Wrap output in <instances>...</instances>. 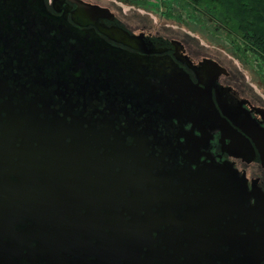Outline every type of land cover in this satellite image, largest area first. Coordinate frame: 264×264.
Here are the masks:
<instances>
[{
	"label": "water",
	"instance_id": "1",
	"mask_svg": "<svg viewBox=\"0 0 264 264\" xmlns=\"http://www.w3.org/2000/svg\"><path fill=\"white\" fill-rule=\"evenodd\" d=\"M87 34L94 35L93 31H86L73 33L71 38L77 45H86L84 49L81 47L85 66L78 67L80 60L74 59L77 65L73 69L78 75L73 80L76 93L81 96L84 88L89 97L67 98L65 106L69 110L61 117L56 109H49L47 103L43 108L35 107L39 102L35 99L32 103L21 99L12 109L9 102L0 103V113H5L0 116V264H66V253L74 255L71 262L74 264V258L83 257L87 252L102 264L117 260L121 263V258L124 262V258L144 246L145 239L151 238L158 228L111 226L114 221L123 220V212L118 207L144 206L125 211L133 221L158 223L159 212H154L153 207L164 199H171L161 190L160 164L150 159L142 146L124 147L122 141L126 142V134L116 128L121 125V119L126 125H132L137 117H143L148 122V131L157 132L163 120L174 119L169 112L175 109L171 101L172 91L177 87L167 81L166 88L158 84L159 74L150 73L153 68L146 61L149 59L112 47L97 36L87 37L86 43L82 42ZM73 48L75 55L82 53L79 48ZM61 63L62 59L56 61L58 65ZM59 68L66 72L65 68ZM83 73H86L85 80ZM182 76L191 85L189 77ZM58 87H63V83ZM95 100L97 104H91ZM79 105L84 110L91 105L93 111L83 116ZM209 107L205 117L213 121L215 107ZM196 120L207 121L202 116H197ZM126 127L132 130V126ZM260 137L254 141L264 165V135ZM191 141L188 140V166L174 170L185 184L181 185L185 189V193L179 195L185 200L181 204L192 206L189 216H198L200 222L208 217L215 220L219 215L237 214L236 221L242 224L228 226L227 240L232 250L242 253L261 249L264 253V196L249 205L250 195L242 179L238 182L236 172L230 166L198 163L200 156L196 148L191 147ZM88 169L90 173L101 174L96 181L92 180L91 188L86 189L90 190L89 194H83L91 199V211L82 214L72 207L80 205L79 191L89 181V175L84 178L82 173ZM63 183L71 185L69 194L51 192L64 189ZM171 187L177 188L173 184ZM95 189L101 190L102 207L115 208L103 213L102 222L95 218ZM135 214L138 217H133ZM251 221L260 228V235L249 234L255 229ZM57 222L58 225H54ZM201 227H198L199 234L203 231ZM241 230H246L248 235H240ZM92 238H98L93 248L86 246ZM209 245L206 238L197 240L200 257L209 252ZM222 245L220 240L214 243L215 247ZM256 255L233 261L224 257L223 263H263L264 259H255Z\"/></svg>",
	"mask_w": 264,
	"mask_h": 264
},
{
	"label": "flooded vegetation",
	"instance_id": "2",
	"mask_svg": "<svg viewBox=\"0 0 264 264\" xmlns=\"http://www.w3.org/2000/svg\"><path fill=\"white\" fill-rule=\"evenodd\" d=\"M114 2L145 10L154 9L153 11L159 10L161 6L158 0ZM163 5L165 11L157 13V17L160 21H167L171 25L168 28L148 24L142 16L134 19L119 7L95 0H0V103L9 102L12 109L17 107L19 101L32 103L35 99L39 101L35 107L40 109L47 103V107L56 109L61 117L69 110L65 106L67 98L82 100L83 97H89L84 93V88L81 96L75 91L73 79L78 71L73 69L77 65L74 59L78 57L80 60L78 67L85 66L83 49L86 45H77L76 40L71 38L73 33L93 31L94 35L87 34L82 42L87 37L97 36L112 47L149 59L146 61L153 68L150 73L159 74L158 84L166 88L167 81L177 87L172 91L174 97L171 101L175 103L172 105L175 109L169 112L174 119L163 120L157 132L148 131V122L143 117H137L132 125H126L124 119H121V125L116 129L126 134V142L122 141L124 147L142 146L146 149L145 154L160 164L163 179L161 190L172 200L164 199L163 203L153 207L154 212H159L158 223L133 221L132 216L125 211L143 209L144 206L118 207L123 212V220L114 221L111 226H153L158 229L151 238L145 239L144 246L136 248L135 253L124 258V262L121 258V263L117 260L106 264H224V257L232 261L246 260L251 254H257L255 259H264L261 249L258 252L244 250L241 253L232 250L228 244V226L242 224L241 221H236L237 214L219 215V219L215 220L208 217L200 222L198 216H189L192 206L181 204L185 200L179 195L185 193V189L181 188L185 184L174 170L189 164V139L192 140L191 147H195L200 156L198 163L230 166L236 172L238 182L242 179L250 195L247 200L249 205H254L257 198L264 196V165L254 141V138L259 140L264 135V102L245 86L229 63L217 54L207 52L189 33L180 32L179 29L183 30V26L189 22L206 26L213 36L224 37L238 61L248 66H251V62L256 65L263 85L264 71L256 62L245 61L236 52L226 28L217 23L215 17L208 12L196 15L191 10L185 11L174 0ZM90 9L94 11L91 12ZM73 47L79 48L82 53L75 55L76 49ZM61 59L62 63L56 64ZM59 67L65 68L66 72H62ZM183 74L189 77L191 85ZM85 78L86 73L83 79ZM59 83H63L65 89L59 88ZM91 104H97L96 100ZM210 105L215 107L213 121L205 117V112L211 109ZM79 106V113H84L83 116H88L93 111L91 105L86 106V110ZM0 116H5V113H0ZM197 116H202L207 121L199 123ZM126 126H132V130ZM66 150L69 153L67 148ZM98 162H95L97 168L100 160ZM192 167L195 169L196 165ZM100 174L90 173L89 169L82 173L84 178L89 175V181L79 191L80 205L72 208H78L82 214L91 211V199L83 194H89L90 190L86 189L91 188L92 180L96 181ZM58 179L63 180L61 176ZM171 184L177 188H172ZM63 186L64 189H54L51 192L69 194L71 185L63 183ZM100 193L101 190L95 189L93 207L98 220L103 218V213H110L115 209L112 206L102 207ZM143 215L144 211L141 217ZM251 223L252 226L256 225L252 221ZM200 225L203 231L199 234ZM238 233L248 235L246 230ZM249 234L260 235V228L255 226ZM199 238H206L210 244L209 252L204 253L205 257H200L196 248ZM218 240L223 245L215 247L214 243ZM97 242L98 238H92L86 246L93 248ZM61 254L63 255L62 252ZM86 254L83 256L82 253L83 257L74 258V264H102L90 252ZM72 256L70 253L64 255L66 264H72Z\"/></svg>",
	"mask_w": 264,
	"mask_h": 264
},
{
	"label": "trees",
	"instance_id": "3",
	"mask_svg": "<svg viewBox=\"0 0 264 264\" xmlns=\"http://www.w3.org/2000/svg\"><path fill=\"white\" fill-rule=\"evenodd\" d=\"M184 10L209 13L228 32L233 48L245 61L264 71V0H174ZM184 11V12H185Z\"/></svg>",
	"mask_w": 264,
	"mask_h": 264
},
{
	"label": "rangeland",
	"instance_id": "4",
	"mask_svg": "<svg viewBox=\"0 0 264 264\" xmlns=\"http://www.w3.org/2000/svg\"><path fill=\"white\" fill-rule=\"evenodd\" d=\"M100 3H105L109 5H114L123 10V12L130 14L134 19L142 16V19L148 23L159 26H164L166 28L171 25L168 24L167 21H160L157 17V13L165 11L164 3H171V0H158L161 3L159 10L155 9V11L151 9H143L137 6H130L120 2H114V0H95ZM114 2V3H113ZM164 2V3H163ZM167 23V24H165ZM205 24V23H202ZM173 29V28H172ZM178 30V29H177ZM180 32L189 33L191 37H193L196 42H198L201 46L207 49V52L215 53L225 62L229 63L232 68L235 70L236 74L241 78L242 82L245 84L248 89H250L254 94H257L258 98H260L264 102V85L260 79L259 73H257L256 65L251 62V66L243 64L238 61L237 57L231 53V48L229 47V43L221 37L213 36L208 31V27L194 24L189 22L188 25L183 26V30L179 29Z\"/></svg>",
	"mask_w": 264,
	"mask_h": 264
}]
</instances>
